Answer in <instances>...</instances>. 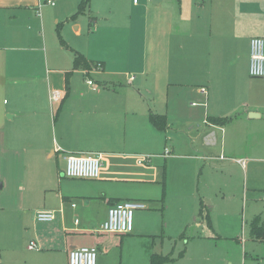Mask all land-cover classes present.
I'll use <instances>...</instances> for the list:
<instances>
[{
  "label": "crops",
  "instance_id": "0c3cea01",
  "mask_svg": "<svg viewBox=\"0 0 264 264\" xmlns=\"http://www.w3.org/2000/svg\"><path fill=\"white\" fill-rule=\"evenodd\" d=\"M165 1L154 0L158 11L152 13L151 28H130L127 38L106 34L122 45L102 42L95 18L89 24L87 43L81 40V25L75 26V41L65 35L67 42L65 30L56 20V31L60 27L67 47L60 43L49 55L42 9L41 16L37 13L39 0H0V153L13 154L17 159L5 160L11 166L9 171L16 173L17 169V175L28 181L32 165L42 163L50 170L57 166L55 186H41L44 201L35 208L54 212L55 221L42 224H51L52 232L63 235L60 249L52 247L54 234L50 233H36L27 243L20 233L16 236L14 223L0 218V264H66L63 253L69 264V253L82 247L97 248L99 264H108L103 256L122 244L126 235L81 227L79 219L72 225L69 216L77 208L84 212L95 206L110 209L124 201L147 205L112 191L131 192L126 185L159 181L162 167L157 163L164 159L166 164L175 154L173 139L183 128L191 130L192 125L202 124L198 133L203 147H217L225 154L221 159L246 169L247 164L239 163L245 160L237 158L239 144L233 134L221 136L219 132L236 125L247 129L264 126V79L249 75L250 41L264 39V0H170L163 11ZM130 41H137L136 45ZM77 53L94 64L91 70H74ZM54 93L59 100H52ZM3 97L9 101L2 102ZM151 115L165 116L167 129H157ZM211 119L228 122L215 125ZM162 139L166 140L164 151L153 154ZM168 141L173 145H167ZM70 154L101 155L99 178H67L65 157ZM142 160L146 162L140 164ZM27 190L31 191L30 186ZM249 190L257 189L245 185L244 194ZM257 197L253 193L251 200L264 199V195ZM200 205L201 218L205 215L212 229L213 206L204 200ZM22 207H17L19 213ZM22 224L23 216L19 230ZM75 236L84 241L76 242ZM251 237L260 241L253 234ZM31 243L40 251L31 253Z\"/></svg>",
  "mask_w": 264,
  "mask_h": 264
},
{
  "label": "rangeland",
  "instance_id": "374dc122",
  "mask_svg": "<svg viewBox=\"0 0 264 264\" xmlns=\"http://www.w3.org/2000/svg\"><path fill=\"white\" fill-rule=\"evenodd\" d=\"M78 3L79 0H56L55 7L42 8L49 55L60 46L56 20L65 30V41L66 37L75 41L78 36L76 27L81 25V40L85 39L87 43L89 24L95 18L96 22H92L100 28L97 37L110 46H116L122 45L118 40L119 35L127 38L126 33L131 29L143 31L145 27L151 28L152 13L158 11L154 0H92L91 7L84 14L71 19L78 10ZM169 3L170 0L164 2L163 11ZM30 26L35 31L34 24ZM117 27L124 28V31L117 30ZM108 33L117 34L118 39L106 37ZM136 42L130 41V44L136 45ZM3 101L7 103L9 99L3 97ZM196 125H192L194 128L191 130L183 128L181 133L172 138L175 154L166 160V164L164 159L157 163L162 167L159 181L126 185L131 192L122 189L112 191L120 195L128 194L134 200H144L149 209L134 213V231L123 237L122 244L119 242L109 254L103 256L108 264H150L152 254L169 259L164 264H264V242L253 241L250 234L255 220L264 218V199L251 200L253 193L258 197L264 195V126L247 129L243 125H236L219 132L221 136L222 133L233 134L239 144L237 158H243L247 164L246 169H243L224 157L221 159L225 154L217 150V147H203L198 133L199 127L203 126ZM160 142L162 144L151 151L153 154H158L161 149L164 151L166 140ZM167 145L173 144L168 141ZM13 158L16 157L11 153H0V218L6 217L9 223H14L16 236L20 233L27 243L35 239L36 233L54 234L51 245L60 249L63 245L61 232H52L51 224L39 223L35 218L40 212L38 210L44 209L35 208L44 201L45 192L40 188L45 183L55 186L57 166L54 165V170H50L42 163L40 167L39 164L32 165L28 181L24 176L17 175V169L16 173L9 171L11 166L8 167L5 160ZM19 167L23 170L22 165ZM245 185L260 192L249 190V193L244 194ZM29 186L31 191L27 190ZM201 200L213 206L210 211L212 229L208 227L205 215L201 218ZM21 205L25 207L20 208L19 213L17 207ZM75 210V215L69 216L72 225L79 219L81 227L98 232L107 218L109 208L95 206L85 212L83 208ZM21 216L25 224L19 230ZM200 219L202 224L199 223ZM75 237L76 242L84 241ZM38 250L29 252L37 253ZM61 259L68 264L64 253ZM100 260L98 254L97 264Z\"/></svg>",
  "mask_w": 264,
  "mask_h": 264
},
{
  "label": "built area",
  "instance_id": "2783aa9c",
  "mask_svg": "<svg viewBox=\"0 0 264 264\" xmlns=\"http://www.w3.org/2000/svg\"><path fill=\"white\" fill-rule=\"evenodd\" d=\"M43 6H56V0H39L38 15L41 16ZM249 75L252 78L264 79V39L261 37L252 38L250 41V63ZM90 86H94L93 81L88 80ZM94 90H97L94 87ZM204 92V91H203ZM58 93H54L52 100H59ZM167 153H169L167 151ZM64 175L70 179L96 180L99 178L102 168V156L70 154L65 157ZM146 160L139 163L143 164ZM240 164L245 166V161L240 160ZM147 205L143 202L124 201L113 205L108 212V218L103 223L101 230L103 233L127 235L134 231V213L145 210ZM36 219L41 223L55 221L56 215L51 211H40ZM29 250H37L36 243H31ZM98 250L95 247H82L72 250L69 253V264H97Z\"/></svg>",
  "mask_w": 264,
  "mask_h": 264
},
{
  "label": "trees",
  "instance_id": "16d2710c",
  "mask_svg": "<svg viewBox=\"0 0 264 264\" xmlns=\"http://www.w3.org/2000/svg\"><path fill=\"white\" fill-rule=\"evenodd\" d=\"M90 3H91V0H81L76 14L72 16L71 19H76L79 15L84 14L86 10L89 8ZM58 37H59V41L61 45L64 47H67L64 39L61 36L60 27L58 28ZM93 66L94 64L90 62L89 60H87V58L84 55L80 53L75 54L74 70L85 69L88 71V70H91ZM151 122L157 129L161 131H165L168 127V121L165 116L151 115ZM211 122L214 123L215 125L224 126L227 124L228 120L227 119H211ZM252 234L256 239L264 242V220H262L261 218H257L255 220L253 227H252ZM167 261H169V259H167L165 256L154 254L151 257L150 264H164Z\"/></svg>",
  "mask_w": 264,
  "mask_h": 264
}]
</instances>
